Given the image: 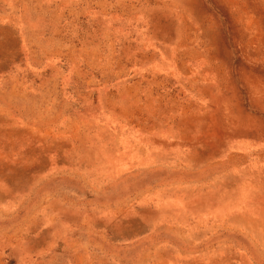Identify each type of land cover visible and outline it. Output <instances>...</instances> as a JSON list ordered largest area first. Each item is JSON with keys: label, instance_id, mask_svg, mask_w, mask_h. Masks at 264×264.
Instances as JSON below:
<instances>
[{"label": "rangeland", "instance_id": "1", "mask_svg": "<svg viewBox=\"0 0 264 264\" xmlns=\"http://www.w3.org/2000/svg\"><path fill=\"white\" fill-rule=\"evenodd\" d=\"M0 264H264V0H0Z\"/></svg>", "mask_w": 264, "mask_h": 264}]
</instances>
